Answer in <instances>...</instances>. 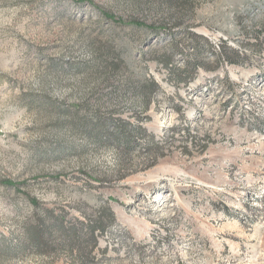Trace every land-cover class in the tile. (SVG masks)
Returning <instances> with one entry per match:
<instances>
[{"label":"rangeland","instance_id":"rangeland-1","mask_svg":"<svg viewBox=\"0 0 264 264\" xmlns=\"http://www.w3.org/2000/svg\"><path fill=\"white\" fill-rule=\"evenodd\" d=\"M0 264H264V0H0Z\"/></svg>","mask_w":264,"mask_h":264},{"label":"trees","instance_id":"trees-1","mask_svg":"<svg viewBox=\"0 0 264 264\" xmlns=\"http://www.w3.org/2000/svg\"><path fill=\"white\" fill-rule=\"evenodd\" d=\"M226 46V45H224ZM223 52L226 54V47H223ZM234 59L229 58L230 64L234 65L240 63L242 56L236 50H232ZM203 67L209 69L207 65H198L197 68ZM211 69V68H210ZM196 71V66H195ZM152 85H155L152 83ZM150 89V86H148ZM148 87L145 88L148 89ZM147 97V96H146ZM149 98V96H148ZM147 99V98H146ZM149 103L147 104V109ZM135 135L138 139H143L148 136L147 131L138 127L135 131ZM152 143L156 145L152 136ZM153 163L152 165H155ZM5 185L14 186L11 181H6ZM42 214L36 216L34 221L24 226L21 236H19V244L17 250L22 252L34 251L39 254L52 253V251H58L59 249L68 250L71 255H75L78 261H86L92 251L89 250V245L93 244V247H97L99 236L107 233L108 227L112 226L115 222L114 214L110 209L104 210L103 216L108 218V224L102 222L100 218L89 220L88 223L77 220V224L68 225L65 224V220L60 216H54L52 210L40 211ZM108 225V226H106ZM85 231V233H83ZM93 248V249H94Z\"/></svg>","mask_w":264,"mask_h":264}]
</instances>
